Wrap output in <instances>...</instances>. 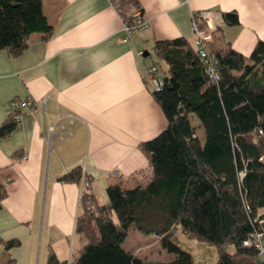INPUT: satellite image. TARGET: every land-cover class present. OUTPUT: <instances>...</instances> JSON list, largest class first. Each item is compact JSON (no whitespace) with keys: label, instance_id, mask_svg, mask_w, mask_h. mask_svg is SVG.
Returning <instances> with one entry per match:
<instances>
[{"label":"crops","instance_id":"crops-1","mask_svg":"<svg viewBox=\"0 0 264 264\" xmlns=\"http://www.w3.org/2000/svg\"><path fill=\"white\" fill-rule=\"evenodd\" d=\"M137 8L148 27L123 42ZM42 9L48 39L32 34L17 56L0 50V126L21 115L0 138V264H46L50 252L70 264L85 242L75 233L83 180L106 204L108 184L152 179L139 144L167 120L145 81L149 46L181 37L195 49L197 21L211 29L209 50L229 43L247 57L264 42V0H42ZM233 12L231 25L224 14ZM24 100L25 108L9 106ZM77 166L79 182L60 180ZM12 239L18 244L5 249Z\"/></svg>","mask_w":264,"mask_h":264},{"label":"trees","instance_id":"trees-1","mask_svg":"<svg viewBox=\"0 0 264 264\" xmlns=\"http://www.w3.org/2000/svg\"><path fill=\"white\" fill-rule=\"evenodd\" d=\"M224 17L238 23L234 12ZM34 33L43 39L52 34L42 0H0V50L17 56ZM152 49L165 64L162 70L153 62L163 83L152 96L167 120L162 132L139 144L153 177L132 187L108 184L106 204L98 202L90 183L82 190L75 233L85 242L70 264H146L123 245L130 227L157 236L159 246L173 254L157 264H194L177 240L179 232L214 246L212 264H264L244 244L261 227L264 209V42L247 57L229 43L213 44L216 79L185 38L157 40ZM16 123L10 116L0 126V138ZM81 175L77 166L60 180L79 182ZM5 195L0 188V199ZM2 244L10 249L18 241ZM46 264L69 263L50 252Z\"/></svg>","mask_w":264,"mask_h":264},{"label":"built area","instance_id":"built-area-1","mask_svg":"<svg viewBox=\"0 0 264 264\" xmlns=\"http://www.w3.org/2000/svg\"><path fill=\"white\" fill-rule=\"evenodd\" d=\"M206 21V19H204ZM148 27L147 21L142 17V10L137 8L133 15L123 22L121 32V40L126 42L130 40L139 31L146 29ZM193 30L197 35V40L195 41V50L198 56L205 63V72L211 79L217 78V69L215 65L214 53L209 51L207 48V43L212 40L211 29L197 27L195 22L192 23ZM144 52L140 51L139 55L144 56ZM145 81L149 83L154 90H160L162 87V78L160 77L156 65L150 61V64L146 67ZM18 104L20 107L25 108L28 106V101L24 100L20 103L16 101H11L9 106L11 108H17ZM15 121L19 122L21 115L19 113H13L10 115ZM84 172V171H83ZM7 182H4V185ZM84 187L89 185L88 179L83 180ZM261 217L258 220L261 227L251 233L247 240L244 242L245 245H252L258 252L259 256L264 259V210L260 213Z\"/></svg>","mask_w":264,"mask_h":264},{"label":"rangeland","instance_id":"rangeland-1","mask_svg":"<svg viewBox=\"0 0 264 264\" xmlns=\"http://www.w3.org/2000/svg\"><path fill=\"white\" fill-rule=\"evenodd\" d=\"M147 51L149 52L150 61L158 62L162 70H164V62L160 60L158 61L151 46L147 48ZM159 75H161L160 71ZM263 210H260L259 213ZM134 235H138V237H135ZM177 240L182 248L188 250L192 254L194 264H212L216 261L217 249L214 246L198 242L197 240H192L180 232L178 233ZM123 245H129V247L134 248V253L145 259L146 264L169 262L173 258V254L168 253L159 246L157 236L143 234L132 227L129 228L128 236L123 242Z\"/></svg>","mask_w":264,"mask_h":264}]
</instances>
